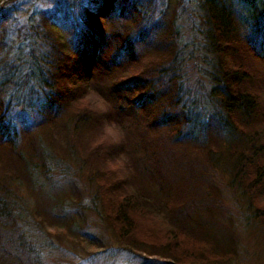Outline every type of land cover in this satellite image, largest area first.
Here are the masks:
<instances>
[{
  "label": "trees",
  "instance_id": "obj_1",
  "mask_svg": "<svg viewBox=\"0 0 264 264\" xmlns=\"http://www.w3.org/2000/svg\"><path fill=\"white\" fill-rule=\"evenodd\" d=\"M184 1L33 0L26 9L1 8L0 140L17 150L23 129L67 103L68 119L77 115L65 122L72 129L88 122L103 126L95 109L109 90L129 100L144 126L163 130L173 142L203 146L210 132L218 134L223 145L204 149L203 158L237 179L264 239V129L249 130L264 107L258 74L249 66L264 60V0H196L195 9ZM192 62L209 87L204 101L187 85L186 64ZM40 146L42 162L27 159L33 161L27 170L52 180L64 164ZM102 161L88 177L95 187L91 199L117 240L167 264H227L231 252L206 234L207 223L197 235L171 226L163 211L125 187L113 165ZM16 187L13 180L0 181V226L19 229V241L34 248L37 264L48 244L30 233Z\"/></svg>",
  "mask_w": 264,
  "mask_h": 264
},
{
  "label": "rangeland",
  "instance_id": "obj_2",
  "mask_svg": "<svg viewBox=\"0 0 264 264\" xmlns=\"http://www.w3.org/2000/svg\"><path fill=\"white\" fill-rule=\"evenodd\" d=\"M43 1L37 0L36 5L44 4ZM32 2L0 0V9H26ZM184 3L191 9L196 7V0ZM188 12L187 8L182 14ZM262 47L260 51L264 53ZM250 49H244L248 58L252 55ZM186 65L187 85L197 90L196 97L204 101L209 87L194 62ZM249 66L250 71L258 74L264 96V60L249 61ZM97 85L105 89L104 82ZM128 102L125 97L103 91L95 109L103 126L88 122L72 129L65 122L77 115L68 119L71 104L67 103L59 106L58 112L52 111L51 117L38 126L23 129L17 150H10L0 140V181H14L16 194L28 209L30 233L40 241L42 236L48 244L36 263L167 264L163 258L117 240L99 215L100 204L91 199L95 198V187L88 177L99 168L97 162L103 164L105 159L115 168L113 176L145 197L152 207L163 211L171 226L197 235L204 229L201 225L207 223L206 234L218 239L221 248L232 253L227 264H264L262 225L248 207L243 188L233 175L219 165L207 164L203 158L204 149L223 145L220 136L210 132L203 146L173 142L163 130L144 126L140 112L129 107ZM20 124L17 121V127ZM257 129H264V107L250 123V131ZM38 143L49 151L58 166L64 164V168L49 176L52 180L35 178L27 170L33 161L42 162ZM70 152L78 158L76 161ZM73 167L78 168L74 171ZM232 177L235 182L229 183ZM40 180L43 183L39 184ZM18 235L19 229L0 226V264H33L34 248L20 242Z\"/></svg>",
  "mask_w": 264,
  "mask_h": 264
}]
</instances>
